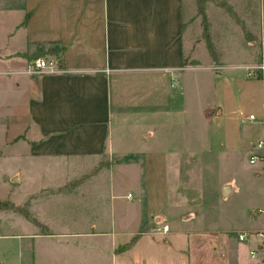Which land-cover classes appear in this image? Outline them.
I'll list each match as a JSON object with an SVG mask.
<instances>
[{
  "label": "crops",
  "instance_id": "1",
  "mask_svg": "<svg viewBox=\"0 0 264 264\" xmlns=\"http://www.w3.org/2000/svg\"><path fill=\"white\" fill-rule=\"evenodd\" d=\"M196 6L197 0H0V200L30 212L0 209V264L16 256L35 264L38 251L44 264L52 250L55 264H264V162H250L254 143L264 139V95L248 114L242 98L254 80L264 88V0L205 1L217 54L214 60L209 52L206 63L186 32V14ZM215 12L240 29L247 60L229 50L230 62L218 51ZM43 56L59 59L64 71L25 73ZM250 66L259 79L226 72ZM204 69L217 98L195 113L204 128L195 127L193 146L186 72ZM208 124L218 138L211 148L202 146ZM240 155H249L245 171L217 177L234 172L229 162ZM189 163L216 175L211 183L194 182L192 197ZM145 165L156 179L166 180L168 168L184 181L151 197L154 208L143 219L134 210L142 198L124 188ZM107 190L130 204L93 207L90 199ZM161 224L170 231L158 233Z\"/></svg>",
  "mask_w": 264,
  "mask_h": 264
},
{
  "label": "rangeland",
  "instance_id": "2",
  "mask_svg": "<svg viewBox=\"0 0 264 264\" xmlns=\"http://www.w3.org/2000/svg\"><path fill=\"white\" fill-rule=\"evenodd\" d=\"M222 16L223 15H220L219 12L218 13L215 12L212 15V19L215 20V21L213 20V25H212V34H213L212 37H213L214 43L216 44V47L218 48V51L220 53H222L223 58H225L226 60H228L230 62L233 61V59L235 57L228 54L229 50L240 51V53H241L240 58L242 59V61L247 60V56L245 55L246 54V50H245L246 47H244L245 41H244V38L240 36L242 34L240 29L236 26V24H233L231 21H229L228 19H225ZM186 21H187L186 32H187V34L190 33V35L191 34L193 35V38L196 40L194 42L195 47L196 48L198 47L196 57L203 63L208 62L211 58H210L209 51L206 48V44H205L206 39L204 37L203 16L199 13L198 5L195 7L193 12H190L188 10V13L186 14ZM199 23H201V26L199 25ZM202 29H203V34H202V41H201ZM186 32H185V34H186ZM209 32H210V29H209ZM210 37H211V34H210ZM211 41H212V38H211ZM188 42H190V41H188ZM43 57H45V56H43ZM187 62L189 63L188 60H187ZM250 68H252V67L251 66L249 68L246 67L247 70L244 68H237V69H235L234 72L232 69L229 68L226 72H227V75L231 79H233V78H238V79H242V80L245 79V77H244L245 71H246V76L248 78L250 77V78L259 79L261 77L260 75H262V73L259 71H257V72L249 71L248 69H250ZM186 73H187V75H186L187 76V79H186L187 85L190 87L187 91V94H186L187 95V101H188L187 105L189 107V110H190V107L193 109L191 111L192 117H190V113H189V115H188L189 118L187 120H185V124H187V129L192 134V135L187 134L189 144H192L194 146L196 144L195 143L196 142L195 127L198 126L199 128L200 127L204 128L202 122H200L199 116H198L199 122H197V120L195 119L196 116H194V115L198 110H199L198 111V115H199L203 108L212 106L215 102V98H217L216 97L217 93H216V86L214 85V80L211 78L210 70H205V69L204 70H195V71H188ZM171 83L174 84L173 87H175L177 85L175 77H173V81H171L170 84ZM173 90H174V88H173ZM248 90L249 89H247V92H245L247 95H249L248 99L246 97L242 96L243 99L247 100V102L245 104V108H246L245 111L247 112V114L249 112H255L257 110V107L259 109L258 103H260L262 101L263 95H264V88H262L261 82L259 80H254V86L252 88H250L251 92H248ZM158 93L163 94L164 93L163 89H161ZM236 97L237 98L241 97L238 90L236 91ZM251 98H253L252 103L250 101ZM176 120L180 121L178 118L173 117V122H176ZM204 132H205V137H206V144H203L202 146L208 145L209 148L215 146L217 144L218 138L214 137V136H217L214 128L208 124L205 127ZM174 138H176L178 140L179 136H176ZM174 146L179 147L180 145L178 143H175ZM158 151L161 152L159 154H162L161 150H158ZM187 154H188L189 159L194 158V152H189ZM208 155H210L211 162L215 160L216 152L215 153L212 152ZM248 156L249 155H240V156H237L236 159L230 160L229 163H234V168H236L234 170V172L230 171L229 173H227L226 169H224L223 170L224 172H222L220 175L217 174V177H219V178L230 177V176H234L236 172L237 173L241 172L239 170L245 171V167L250 166V164L248 163ZM139 158H140V161H142L143 157L140 156ZM136 159H138V158H136ZM84 162H86V161H84ZM77 163H79V161H77ZM156 163H158V162H156ZM84 164H86V163H84ZM205 164L210 165L211 163H205ZM188 165H189V167H187L186 170H187L188 176L191 178V181L193 183H188L187 193L190 195L189 197H192L191 195L196 193V186H197L196 184L197 183L199 184L200 178L203 177V179L204 178L208 179V181H210V183H211L213 181L212 178H215L216 175H213L211 173V168L205 169L206 166L205 167L202 166L201 163H200L201 166L198 165V167H197L199 169H196L195 167H190L191 163H189ZM86 170H89V169L86 168ZM164 170L167 173V179L162 180L161 177L158 175L157 179H161L160 181L154 177V174L149 175L147 165H145L144 168L140 169V171L138 173L135 171L133 172L132 175L135 177V179L137 181L131 185L125 186L124 191L127 190V187H131L133 192L134 191L136 192L135 194L137 195V197L142 198V202L138 203L134 208L137 217L142 216V218L144 219L150 214V212L154 208L150 202L151 197L158 194L159 190H161L163 188H168L169 186L172 188L177 186V188H179L180 183H182L184 181L183 180L184 177L182 176V174L179 175V173H177L175 171H171L168 168L164 169ZM168 176H169V178H168ZM194 182H196V184ZM172 192H173V189H172ZM127 193L128 192L125 191V194H127ZM98 194H102V196L98 197L99 195H95L92 197V199H90L93 207H95L96 205H100V203H101L102 207L106 206L110 210L111 208H114L115 204H117L119 206H121V205L125 206V205L130 204V198H128L126 196L116 197V198L112 197L108 190L106 192L103 191V192H100ZM100 201H102V202H100ZM236 218H237V216H236ZM2 244H3V247L6 248V245L8 243H2ZM52 246H55V243H52ZM15 247H18L16 244V241H15ZM16 250H17V248H16ZM46 254L48 256V258H47L48 262H46L44 264H55V262H54L55 261V250H52V253H46ZM38 256H39V251H38V255H37L35 264H40V257L38 259ZM8 260L9 261H7L8 262L7 264H32L31 263L32 260L29 259L28 257H25L23 259V263L18 258V256L12 258L11 260L9 258Z\"/></svg>",
  "mask_w": 264,
  "mask_h": 264
},
{
  "label": "built area",
  "instance_id": "3",
  "mask_svg": "<svg viewBox=\"0 0 264 264\" xmlns=\"http://www.w3.org/2000/svg\"><path fill=\"white\" fill-rule=\"evenodd\" d=\"M64 69L60 65L59 59L56 57H36L30 60L26 66L25 73L30 75H38V74H51V73H59L63 72ZM250 119H255V115H250ZM254 148L257 152L251 157L250 162L256 163L258 161L264 162V139L256 141L254 143ZM170 231V226L168 224H161L160 227L157 228L158 233H168ZM247 234L242 232L239 233V239H246ZM258 251H251L252 255H256Z\"/></svg>",
  "mask_w": 264,
  "mask_h": 264
},
{
  "label": "trees",
  "instance_id": "4",
  "mask_svg": "<svg viewBox=\"0 0 264 264\" xmlns=\"http://www.w3.org/2000/svg\"><path fill=\"white\" fill-rule=\"evenodd\" d=\"M205 1L206 0H197V5H198L199 13L203 16L204 37H205L206 42H207L208 50H209L211 56L213 57V59L217 60V54L215 52L214 45L211 41V37L209 34V24H208L207 16H206L205 9H204ZM56 49L57 48H55V47L50 48L49 52H55ZM0 209H12V210H16V211L21 212L22 214H24L27 217L30 216V212L26 206L19 207V206H16L14 203H11L10 201L0 200Z\"/></svg>",
  "mask_w": 264,
  "mask_h": 264
}]
</instances>
